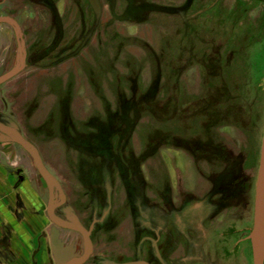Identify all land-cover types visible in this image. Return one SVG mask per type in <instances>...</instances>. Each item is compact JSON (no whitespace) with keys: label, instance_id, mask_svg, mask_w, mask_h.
Returning <instances> with one entry per match:
<instances>
[{"label":"rangeland","instance_id":"374dc122","mask_svg":"<svg viewBox=\"0 0 264 264\" xmlns=\"http://www.w3.org/2000/svg\"><path fill=\"white\" fill-rule=\"evenodd\" d=\"M98 1L99 14L88 5L56 6V23L19 16L29 67L0 87V121L35 146L68 192V219L81 224L83 216L89 226L108 212L105 237L153 253L159 243L150 246L144 238H160L168 226L173 238L164 242L182 243L188 264H253L264 135V0ZM27 8L31 16L48 13L44 6ZM11 31L6 51L16 57L7 72L22 58ZM51 43L64 51V61L42 69L35 55ZM4 148L15 166L8 165L9 190L22 167L38 186L31 157L18 146ZM40 188L46 203V185ZM246 235L248 262L245 249L236 250ZM133 258L131 252L122 259Z\"/></svg>","mask_w":264,"mask_h":264},{"label":"flooded vegetation","instance_id":"af4514ba","mask_svg":"<svg viewBox=\"0 0 264 264\" xmlns=\"http://www.w3.org/2000/svg\"><path fill=\"white\" fill-rule=\"evenodd\" d=\"M68 2H70V4H73L75 6L88 5L93 9V11H95L94 8L92 7V3L90 0H0V19L8 20V21L0 23V26L1 27L6 26L9 29L12 28V31L14 32V36H15L14 41L17 43V47L19 49V52L22 55V58L24 56V54L21 50V47H20L21 46L20 44L22 41H24V47H25V52H26V60H25L24 68L19 70V68L22 65V58H21L20 64L15 69L8 71V72L5 69H9L13 66L14 61L12 59H14V57H16V56L11 55L12 57L8 58L9 54L12 53V52H10L11 48L9 49V51L6 52V54L4 55V59L8 60V64H7V62L0 64V80H3L2 82H0V87L3 85H6L8 82L12 81L14 78H17L20 74H22L29 67L28 66L29 52L27 49L26 40L24 38V30L22 29V27L19 23L21 18L25 19V20L41 21V20H43L42 17H47V19L49 21L54 20L56 23V21H57V16H56V12H55L56 6H58L60 4L66 5V4H68ZM30 6L37 7L38 11L42 10L41 7L44 6L47 8L46 11H48V13L47 14L35 13L34 15L32 14V16H31L29 13H27L28 12L27 7H30ZM18 13H20V14H18ZM22 15H23V17L20 18L19 16H22ZM24 15H27V17H24ZM9 21L16 23L17 26L19 27L20 32H21L20 38L17 34L16 26L14 24H11ZM8 22L10 24H8ZM0 29H3V27ZM85 31H86V29L83 28L82 33L79 36L80 40H81L80 42H82V39H84L87 36ZM56 32L58 33V30ZM62 37H63V39L68 37V35L66 34V31H65V28H64ZM56 38H57V34H56V37H55L53 42H56ZM49 39H51V37H49ZM49 42L50 41H48V43ZM52 43L47 49H44L43 51L41 50L40 52H38L35 55V60L37 61L38 64H42V69H49V68L51 69L55 65L60 64V61H64V60H60V59H62V55H63L64 51L57 52L56 45L54 46V45H52ZM64 44L66 45L67 43H64ZM11 45H12V43H11ZM52 48H53V50H52ZM2 58H3V56L1 55L0 60ZM16 70H19V71L15 75H13L12 77H9V78H5L6 76L10 75L11 73L15 72ZM2 100H3V98L1 99V102H2ZM24 138H25V136H24ZM10 144L14 145V146H18L24 152H26L20 145H18L16 143H8V145H10ZM0 145H3V144H0ZM33 164H34V162H33ZM14 171L16 173L15 176L17 178V183H16L17 188H21V187L23 188L27 184H30L31 174L28 172V170H26V168L22 167V168H19L17 170H14ZM37 175L40 178L41 183L46 185V183L44 182V180L40 176V174L38 173ZM41 183H37L38 186H36V185L34 186V183H33V187L30 184L32 189L34 187H37V188H36V190L33 189L32 191H28V193L30 195H33L37 200L35 202L37 208L35 207L34 209L37 210L36 212L40 214V216L44 219L46 224L49 223L52 228L59 229L65 234V236L67 237V243H70L74 246L77 245V246H75V247H77V249L75 250V253H74L75 255L83 256L84 253L86 252V246H85L84 238L82 237V235H80L79 233L72 231V230L58 228L49 219V217L47 215V208H48L47 204L38 195L39 191L42 190L40 188ZM26 189H28L27 186H26ZM37 189H39V190H37ZM47 192H48V190H47ZM64 194L66 196V203L63 206L57 207L55 212H56V215L58 217H60L61 219L65 220L67 222H71L72 219L71 220L68 219L63 213V209L68 207V205L71 201V198H70L68 192H64ZM56 195H57V192H56ZM48 200H49V198H48ZM58 201H59L58 197L56 196L55 203H59ZM110 210H112V208H110ZM171 214H170V218L172 220V223L174 224V226L178 229V231L181 234L185 235L184 231H186L187 228L183 227L182 221L179 220L180 217L179 216L177 217L175 215V213L172 215ZM108 215H109V213L107 212V213L103 214L99 219H93L89 226H86L84 223L85 217L82 218L83 216L81 217L78 215L80 217V220H81L80 225H82L87 231L90 232V239H91V242L93 245V252H92L90 258L83 264H125V263H130V262H143L146 264H188V262L191 261L189 256L184 254L186 252L185 250H183L182 253H180L179 245H181L182 243L179 244L180 242L178 243L176 241L175 244L173 243V245H171V244H166L164 242L163 238L165 236L173 238V234L171 232V229L168 226H164V228H162V232H161L162 234H161L160 238H153L152 236L144 238V242L148 243V245H150V246H152L153 244L157 245L159 243L160 246L158 245V248L154 249V253H153V248H152V250H149V249H147V247H143V248H140L137 250L136 249L128 250V249L122 248L121 247L122 245L119 244L120 241H118L117 239L112 238V237H105V234H104L105 231L103 230V228H104V224L106 222ZM199 229H200V226L197 227V230H199ZM245 230H247V229H244L243 231H245ZM100 233H101V235H100ZM99 235H100V237H98ZM227 235H230V233L228 231H227ZM189 238L190 237H188V240H189ZM178 241H180V240L178 239ZM136 242L137 241L133 240V245H135ZM248 244H249V238L247 235L244 238H240L236 242V246H237L236 250L237 251H239L242 248L245 249V255L247 257V262H248ZM173 246H175L174 250L172 249ZM131 252L135 255L136 259L135 258L128 259V260L122 259V258H124V256H126L127 254H129ZM227 252L230 253L229 250ZM152 253L154 256H156V258H157L156 260H152V258H153ZM225 257H229L228 254L226 253V251L224 253V258Z\"/></svg>","mask_w":264,"mask_h":264},{"label":"crops","instance_id":"0c3cea01","mask_svg":"<svg viewBox=\"0 0 264 264\" xmlns=\"http://www.w3.org/2000/svg\"><path fill=\"white\" fill-rule=\"evenodd\" d=\"M9 31L8 27L0 29V56L3 57L6 47L11 45ZM0 144H3L0 145V264H57L52 243L54 235L74 253L77 245L67 243V237L59 229L50 227L45 231L47 224L34 209L37 200L28 193L27 185L17 188L14 182L13 191L9 190L8 165L9 169L15 166L4 152L8 142L2 140ZM38 195L45 201L42 190Z\"/></svg>","mask_w":264,"mask_h":264},{"label":"water","instance_id":"95a60500","mask_svg":"<svg viewBox=\"0 0 264 264\" xmlns=\"http://www.w3.org/2000/svg\"><path fill=\"white\" fill-rule=\"evenodd\" d=\"M92 3V7L95 12L99 14L100 12V4L98 0H90ZM8 21L6 19H0V23ZM11 24H14L17 29V34L19 38L21 37V32L16 23L9 21ZM8 22V23H9ZM21 50L24 54L22 58V65L19 68L21 70L25 66L26 60V52L24 47V41L20 44ZM19 70L11 73L5 78L12 77ZM3 80H0L2 82ZM0 135L1 140L4 142H13L20 145L32 158L34 165L46 183V188L48 190V198L47 203V215L49 219L61 229L72 230L84 238L86 252L83 256L75 255L74 251L70 248L66 247L62 242L58 240V236H53V252L55 259L58 264H83L85 263L91 256L93 252V245L90 239V232L87 231L76 219H72L71 222H67L56 215V208L63 206L66 203V196L60 187L59 184L55 181L54 177L50 174V172L45 167L43 160L40 156L39 151L35 148V146L28 141L24 136L18 131L17 128L11 127L7 124H4L0 121ZM56 192L61 196V201L59 203H55L56 201ZM44 199L47 198L44 196ZM251 245H252V253H253V264H264V135L261 147V156H260V166L259 173L256 184V199H255V214H254V226L252 230V236L250 237ZM125 264H146L143 262H130Z\"/></svg>","mask_w":264,"mask_h":264}]
</instances>
